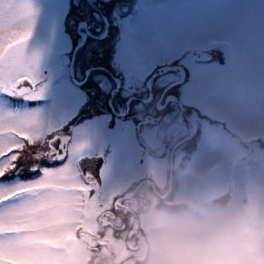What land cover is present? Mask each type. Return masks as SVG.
Here are the masks:
<instances>
[{
  "label": "rangeland",
  "instance_id": "rangeland-1",
  "mask_svg": "<svg viewBox=\"0 0 264 264\" xmlns=\"http://www.w3.org/2000/svg\"><path fill=\"white\" fill-rule=\"evenodd\" d=\"M133 2V7L131 4L119 6L117 2L113 3L117 5L114 18L121 27L117 37L116 60L128 74V86L134 88L133 85L142 84L145 87V82L154 73L159 74L164 70H158L160 66L175 63H183L191 79L184 89L181 88L183 107L178 106L174 99L179 76L182 75L181 69L167 70L157 81L159 85L164 83L165 87L171 83L166 88H170L171 94L164 97L169 100L168 110L160 120L162 133L167 139L172 144H181L176 154L168 152L162 159L155 160L156 164L145 167L139 161L140 155L131 146L130 142L135 138L128 136L130 145L125 144L118 129L111 144L105 146L113 149H110L112 154L106 173L111 175L114 182L107 184L106 193L108 191V196H111V193L121 191L119 183L126 185L137 180V174L145 173L146 170L161 183L167 175L169 184L168 172L173 167L170 166L171 161L175 158L177 165L182 159L185 147L192 140L190 138L196 123H200V133L192 142L195 156L189 157L188 170L180 176L181 189L177 200L180 203L187 200L190 205H194L195 212H187L191 216L211 217L222 208L215 203L217 198L228 195L229 202H242L251 198L254 186H264V0ZM31 3L34 14L25 41V51L37 59L35 74L43 91L38 97L28 100L41 101L46 97L48 79L45 72L50 73L49 70L61 64L64 57H68V61L72 58L73 50L82 40L80 31L87 34L86 24L94 34L98 31V35L104 34L105 27L103 18L96 14V6L89 5V0H31ZM101 8L110 9L108 0H101L99 10ZM130 14L138 17L133 20L135 15ZM81 20L82 24L79 23ZM84 21L90 23L85 24ZM91 37L95 38L93 35ZM89 41L82 47L84 53L78 55L89 59L86 62L88 67L92 63L98 64L94 53L88 57L94 40ZM215 48L223 52L221 62L216 64H199L197 55L192 53ZM75 57L76 54L73 59ZM149 86L152 84L149 83ZM58 90L59 87L54 105L50 107L42 103L35 108L28 104L14 107L0 93V112L34 116L38 121V132L28 137V145L18 162L17 169L21 172H33L30 165L37 164L40 154L34 155L32 151L35 148L43 151L41 143L45 134L56 125L57 118L54 121L53 116L57 115V109L62 120L67 112L70 113L78 105L77 99L82 98L81 93L73 87L61 95ZM144 98L148 99L149 95ZM134 106L135 110L141 109L137 103ZM163 106L161 104V108ZM148 109L151 111L150 107ZM199 114L209 119L199 120ZM73 173L64 174L63 182L50 186L57 195L32 203L15 217L0 220V231L7 237L0 242V264H89L88 261L94 256V249L89 246L93 242L87 233L85 237L88 240H83L82 233L94 230L90 219L95 214L89 209L77 208L75 196L71 192L74 187L67 188L69 185L75 186L66 177L72 179L75 176ZM15 182L18 181L0 184V202L6 204L18 201L30 191V187L18 188ZM117 186L119 188L116 189ZM206 200L209 204L202 208ZM260 203V216L264 217V200ZM154 213L145 218V233L151 246L147 264H196L192 260L175 259L185 253L175 251V244L167 238L162 242L161 233L154 223ZM79 225L82 227L80 231ZM245 232L264 251V233L257 234V221L248 225ZM128 247L125 241L122 246L113 241L104 251L110 263L118 264L134 254L128 251ZM123 264L133 263L126 259Z\"/></svg>",
  "mask_w": 264,
  "mask_h": 264
},
{
  "label": "flooded vegetation",
  "instance_id": "flooded-vegetation-1",
  "mask_svg": "<svg viewBox=\"0 0 264 264\" xmlns=\"http://www.w3.org/2000/svg\"><path fill=\"white\" fill-rule=\"evenodd\" d=\"M89 1L92 5L100 7L101 0ZM102 10L105 11L104 9ZM96 14L102 18L105 16L109 22L110 27L107 35L100 39L105 32L103 35H98V31H95L96 34L91 32L90 27L86 24L89 21L83 22L86 24L85 33L87 34L82 33V31H80V34L83 35L82 40L84 35H86L84 44L89 43L90 39L94 40L93 42L91 41L93 47L88 51V57H91L90 53H94L98 64L92 63L93 65L88 67L86 62L89 59H85L84 56H78L80 52L84 51L82 46L78 50L75 59H73L72 53V58L69 61L68 57H64L61 64L49 70L50 73L45 72L48 79L46 97L44 98L46 106L49 105L51 107L57 101L56 93L58 87L60 95L69 92L73 87L81 93L82 98L81 100L77 99L79 101L78 105L70 113L67 112L66 117L62 120H60L61 117L57 109V115L53 116L54 121L57 118L55 121L56 125L45 134L44 141L41 143L43 151L40 152L38 148H35L32 153L34 155L40 154L41 156H38L44 158L40 161L38 160L37 163L44 162L45 166H52L50 159L55 158L53 156L55 150L51 148V139L59 137V139H56L57 148L61 144L65 145L64 151L68 159L59 163L66 162L65 175H68L67 173L69 172H74L73 174H75L72 179L66 176L69 183H75V186L69 185L67 188L74 187L71 192L75 196L77 208L89 209L95 214L94 218L90 219L94 230L91 232L85 230L82 233L83 240H88L85 237V233H87L89 234V240L93 242V245L89 246L94 249V256L91 258L92 260L88 261L89 264H113L109 262V256L104 251V248H107L110 242L112 243L113 241L119 242L121 246L125 241L129 245L128 251L132 254L134 253L126 259L133 264H137L143 259L146 252V247L142 244V241L148 238L145 233L147 228L145 218L154 210L155 205L158 203L170 204L178 202V194L174 196L173 193L176 181L172 180V176L175 174L176 161L174 158L170 163V166L173 165V167L168 172L169 184L167 175L165 181L161 183L146 170L145 173L137 174L139 177L137 180L126 183V185L122 182L119 183L118 185L122 187L121 191L111 193L112 195L108 196V191L107 193L105 191L107 184H114V182L111 179V175H107L106 170L112 154L110 149H113L105 146L111 144L119 129L118 132L122 134L125 144H129L127 140L129 137L131 139L135 138L130 142L131 146L140 155L139 161L145 167L156 164L155 160L162 159L168 152L176 154L180 144H172L167 139L168 137L162 133L163 126L160 120L162 115H166L165 109L169 105L168 100L164 97L171 94L169 92L170 88L166 89L171 83L166 87L164 83L159 85L160 82L158 83L157 81L160 75L163 74L161 73L149 82L150 77L145 82V87L142 84L133 85L134 88H132V85L128 86V74L124 72L116 60L117 37L121 31L117 19L114 18L116 12L113 9L109 12H96ZM82 21L79 23L82 24ZM103 22L106 29L104 18ZM96 24L98 25V19H96ZM95 28L98 27L96 26ZM118 28L119 31L117 33ZM91 35L95 36V38H92ZM58 69L60 70L57 72ZM149 83L152 84L151 87H148ZM39 86L37 81V87ZM160 90L161 93L159 92ZM148 95H153L154 100L159 95L156 104H154V100L149 103L143 101L145 100L144 97ZM22 99L26 102H36L23 96H11L7 100L13 106L14 102ZM129 99L132 100L128 103ZM134 103H137L141 109L135 110ZM161 104H164L163 108H161ZM127 105L128 108L126 109ZM148 107L151 108V111H149ZM133 149L131 148V150ZM101 156H103L104 164L99 174L95 162L85 164L84 172L80 165L81 161L85 159L96 161ZM86 174L95 176L92 178L99 183V186L93 185L92 179ZM89 187L99 188L100 192L93 191L92 195L89 196ZM77 227H79V231L80 228L82 229L81 225ZM136 253H142V255L140 254V256ZM124 260L119 261L118 264H123Z\"/></svg>",
  "mask_w": 264,
  "mask_h": 264
},
{
  "label": "snow or ice",
  "instance_id": "snow-or-ice-1",
  "mask_svg": "<svg viewBox=\"0 0 264 264\" xmlns=\"http://www.w3.org/2000/svg\"><path fill=\"white\" fill-rule=\"evenodd\" d=\"M33 14L31 0H0V93L35 98L43 91L42 87H37V59L25 51ZM24 82L30 86H24ZM37 125L38 121L34 116L0 112V184H4L2 181L18 168L24 148L28 145V137L38 132ZM56 139L59 137L51 139V148L55 150V158L50 159L52 166L42 167L39 162L30 165V170L39 172V175L32 180L15 182L18 188L30 187V191L18 201L6 204L0 202V220L15 217L32 203L57 195L50 186L63 182L66 162H59L67 161L68 156L64 151V144L56 147ZM42 159L44 158L39 161ZM86 175L92 179L93 185L99 186L91 174ZM93 191L99 193L100 189L89 187V196ZM6 239L5 234L0 231V242Z\"/></svg>",
  "mask_w": 264,
  "mask_h": 264
},
{
  "label": "clouds",
  "instance_id": "clouds-1",
  "mask_svg": "<svg viewBox=\"0 0 264 264\" xmlns=\"http://www.w3.org/2000/svg\"><path fill=\"white\" fill-rule=\"evenodd\" d=\"M261 200H264V186L256 185L251 198L228 202L211 217L157 211L153 219L162 242L167 238L175 244V251L185 253L175 259L192 260L196 264H244L246 261L253 264L264 262V251L245 229L257 221V234L264 233Z\"/></svg>",
  "mask_w": 264,
  "mask_h": 264
},
{
  "label": "water",
  "instance_id": "water-1",
  "mask_svg": "<svg viewBox=\"0 0 264 264\" xmlns=\"http://www.w3.org/2000/svg\"><path fill=\"white\" fill-rule=\"evenodd\" d=\"M78 49V48H77ZM24 86H26V87H28V86H30V85H28L27 84V82H24ZM94 160H88V159H85L84 161H83V163L82 164H90V162H93ZM96 165H97V172H99L100 171V169H101V167H102V165H103V161L102 160H100V161H98V162H96Z\"/></svg>",
  "mask_w": 264,
  "mask_h": 264
},
{
  "label": "bare ground",
  "instance_id": "bare-ground-1",
  "mask_svg": "<svg viewBox=\"0 0 264 264\" xmlns=\"http://www.w3.org/2000/svg\"><path fill=\"white\" fill-rule=\"evenodd\" d=\"M189 79H191V74H190V78ZM184 89V88H183ZM182 93H183V90H182ZM182 95V94H181ZM195 156V153H194V155H193V157ZM187 170H188V168L184 171V173H186L187 172ZM180 189H181V187H180ZM180 189H179V192H180ZM178 192V193H179ZM144 245V244H143Z\"/></svg>",
  "mask_w": 264,
  "mask_h": 264
},
{
  "label": "trees",
  "instance_id": "trees-1",
  "mask_svg": "<svg viewBox=\"0 0 264 264\" xmlns=\"http://www.w3.org/2000/svg\"><path fill=\"white\" fill-rule=\"evenodd\" d=\"M111 4H108V6L110 7ZM23 171V170H22ZM25 172H22V174H24Z\"/></svg>",
  "mask_w": 264,
  "mask_h": 264
}]
</instances>
